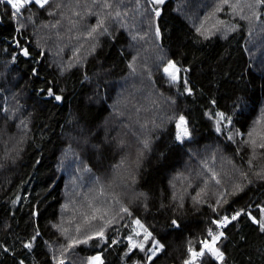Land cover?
<instances>
[{"label": "trees", "instance_id": "16d2710c", "mask_svg": "<svg viewBox=\"0 0 264 264\" xmlns=\"http://www.w3.org/2000/svg\"><path fill=\"white\" fill-rule=\"evenodd\" d=\"M22 13L0 3V264H185L238 211L215 244L223 260L194 264H264L252 219L264 208V3L49 0ZM153 240L164 247L149 260Z\"/></svg>", "mask_w": 264, "mask_h": 264}, {"label": "snow or ice", "instance_id": "6c2138e0", "mask_svg": "<svg viewBox=\"0 0 264 264\" xmlns=\"http://www.w3.org/2000/svg\"><path fill=\"white\" fill-rule=\"evenodd\" d=\"M6 2L7 4H9L11 6V8L14 10L13 11V15H18L21 13V10L24 9L27 5L29 4H35L38 5L40 8L45 7V5H47L49 3V0H0V3ZM155 3H159L162 4L164 2V0H154ZM259 3H264V0H258ZM156 15H159V12H156ZM24 55H28V51L27 49L23 50ZM171 70V71H170ZM181 70L179 68L176 67V65L172 62H169L168 66L164 68V72L166 74H168L170 80L173 83L178 82L179 77H178V73ZM186 83V81H185ZM189 92L191 91L190 89H187ZM48 95L49 96H54L55 100L59 101L61 99V97L59 95H55L51 89L48 90ZM219 120H223L224 117V113H216L215 114ZM211 118V117H210ZM185 123L184 117L181 116L179 118V123L177 124V128H180L182 124ZM219 123V121H218ZM219 126H217V131H219ZM186 129H184V132L186 134ZM181 135L180 133L177 134V139H180ZM124 211H127V209H124ZM261 212L264 213V208L261 209ZM241 215V213L238 211L236 212L235 215H233L231 217V220H236L239 216ZM254 223H258L259 227L261 228L262 231H264V220H260L257 221L255 217L252 218ZM230 220L227 216L223 217L222 220H214L212 221V223L216 224L218 227L220 226H225L227 223H229ZM135 223L137 225H139L141 228H143V225L140 224V221L137 220L135 221ZM172 224L175 225L176 227H179V225L176 223L175 220L172 221ZM144 240L148 241L149 238L151 237V233L148 232L147 229H144ZM101 237L103 236V233L101 232L99 234ZM137 235H139V233H137ZM223 232H220L218 234H214L213 231L211 229L208 230V236L211 237V241L208 240H204L201 241V245L202 247L200 248L199 251H196L192 248H189V252L191 253L192 258L189 260L185 261V264H194L195 259L197 257H203L205 255V253L207 252L208 254H210L212 257H214L216 260L218 261H222L223 260V253L215 247L216 242L223 236ZM129 240L131 241V237H129ZM85 243L87 241H84ZM25 247L31 248L32 245L31 243H28L25 245ZM132 248H139L141 251L145 250V246L143 243L141 244H135L132 243L131 244ZM164 246L162 244H160L158 241L153 240V247H150L148 249V252H150L151 254L148 256V259L151 260L152 256L156 255V252L159 251L160 249H162ZM93 261H100V257L96 256L92 258ZM22 264V262H21ZM60 264H63V261H60Z\"/></svg>", "mask_w": 264, "mask_h": 264}, {"label": "rangeland", "instance_id": "374dc122", "mask_svg": "<svg viewBox=\"0 0 264 264\" xmlns=\"http://www.w3.org/2000/svg\"><path fill=\"white\" fill-rule=\"evenodd\" d=\"M155 10H157L156 8H154V12L156 13L157 11H155ZM20 29V28H19ZM170 62H172V63H174L175 65H176V67L177 68H179L180 70H181V67L179 66V65H177L174 61H170ZM168 64H169V62L167 63V65L165 66V67H167L168 66ZM164 67V68H165ZM171 71V70H170ZM168 75V74H167ZM178 77H179V80L178 81H186V89H190V90H192L191 89V87H190V85H189V81L187 80V79H185V78H183V76H182V72L180 71L178 74ZM187 92H189L188 90H187ZM211 118H210V120H211V122H212V125L214 126V128L217 130V126H219V134H222V125H223V121H224V119L223 120H219V118L213 113V114H211V116H210ZM185 120V119H184ZM218 121H219V123H218ZM178 123H179V121H178ZM184 129H186L187 131H186V134H185V132H184ZM178 133H180V135H181V138L180 139H183L184 137H186L188 134H189V131H188V128H187V125H186V121H185V123L184 124H182L181 125V127L180 128H178L177 129V134ZM251 209V208H250ZM262 215H263V218H262V220H264V213H262ZM158 252V251H157ZM97 256H99V255H97ZM96 257V256H95ZM100 257V256H99ZM61 261H63V264H66L67 262H68V260H66V259H62ZM91 264H100V261H91Z\"/></svg>", "mask_w": 264, "mask_h": 264}, {"label": "built area", "instance_id": "2783aa9c", "mask_svg": "<svg viewBox=\"0 0 264 264\" xmlns=\"http://www.w3.org/2000/svg\"><path fill=\"white\" fill-rule=\"evenodd\" d=\"M13 9H12V16H13V19L16 21V22H18V20H19V18L20 17H22V15H23V13H22V10H21V13L20 14H18V15H13ZM155 11H157V10H155ZM16 28H17V30H18V32H19V35H21V37H23L22 36V34H21V31L19 30V28L16 26ZM252 208V207H251ZM236 214V212H232V213H226V214H223L219 219H217V220H222V218L223 217H225V216H227L228 218H229V220H230V222L229 223H227L225 226H220V227H218L217 226V228H218V230L216 229H214L213 230V233L214 234H218V233H220V232H223V230L226 228V227H228L232 222H234L235 220H231V217L233 216V215H235ZM205 240H208V241H211V238H207V239H205ZM204 241V240H203Z\"/></svg>", "mask_w": 264, "mask_h": 264}]
</instances>
